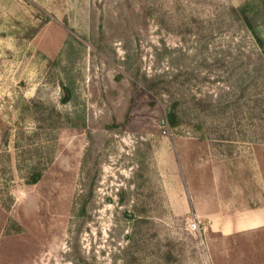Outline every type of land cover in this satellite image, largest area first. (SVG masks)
Segmentation results:
<instances>
[{
    "label": "rangeland",
    "instance_id": "374dc122",
    "mask_svg": "<svg viewBox=\"0 0 264 264\" xmlns=\"http://www.w3.org/2000/svg\"><path fill=\"white\" fill-rule=\"evenodd\" d=\"M0 264H264V0H0Z\"/></svg>",
    "mask_w": 264,
    "mask_h": 264
},
{
    "label": "trees",
    "instance_id": "16d2710c",
    "mask_svg": "<svg viewBox=\"0 0 264 264\" xmlns=\"http://www.w3.org/2000/svg\"><path fill=\"white\" fill-rule=\"evenodd\" d=\"M32 176H33V180H32V183H35L39 180L40 178V174H36L34 175V172L32 173Z\"/></svg>",
    "mask_w": 264,
    "mask_h": 264
}]
</instances>
